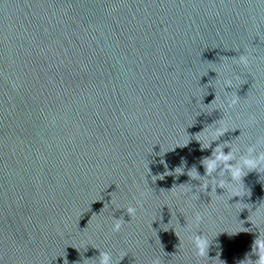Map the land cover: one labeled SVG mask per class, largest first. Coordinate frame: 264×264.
Wrapping results in <instances>:
<instances>
[{
	"label": "water",
	"instance_id": "obj_1",
	"mask_svg": "<svg viewBox=\"0 0 264 264\" xmlns=\"http://www.w3.org/2000/svg\"><path fill=\"white\" fill-rule=\"evenodd\" d=\"M244 51L248 67L233 59ZM225 94L240 101L227 113ZM222 119L230 130L202 148L196 137ZM256 135L259 0H0V264H95L100 250L118 264H201L199 232L208 264H240L264 173L241 178L242 196L199 185L218 145L227 154ZM222 171L228 181L224 165L213 176Z\"/></svg>",
	"mask_w": 264,
	"mask_h": 264
},
{
	"label": "clouds",
	"instance_id": "obj_2",
	"mask_svg": "<svg viewBox=\"0 0 264 264\" xmlns=\"http://www.w3.org/2000/svg\"><path fill=\"white\" fill-rule=\"evenodd\" d=\"M261 5H264V0H259ZM233 59L240 65L248 67L251 63V53L244 51L233 56ZM233 86V81L227 79L223 83V89L227 92ZM238 96H231L225 94L223 100L221 101L222 107L225 112L232 109L235 105L239 103ZM258 120L255 114H249L247 119L244 121L245 127L249 130L257 126ZM230 130L229 121L227 119L220 120L217 125L210 127L200 133L196 139L201 142L202 148H207L210 144L217 140L220 136L224 135ZM240 136L237 143L231 145V150L225 154L223 148L228 145H218L211 157L206 158L203 164L206 168L207 176L210 179H203L199 185V190L204 191L210 185L213 186L212 194L215 195V186L225 188L229 195L231 196H242V184L241 178L250 171H257L258 173H264V135H256L255 137ZM229 161H235V163L229 164ZM224 165L227 170L230 179L226 181L223 179V171L220 174V178L214 177L213 174L216 172L217 168ZM193 179L201 180L195 170L189 173ZM191 193V198L193 200L197 199V196L192 192L190 187L184 189L181 195ZM216 196V195H215ZM261 212H264V205H259L253 210L255 219L251 220V224L257 230V236L254 241L253 249L250 254H247L240 264H264V227H262L259 216ZM128 216L132 217L136 214V208L133 206H128L126 209ZM203 219L200 212H196L193 216V224L199 225ZM124 221L123 219H116L112 225L113 232H119L122 228ZM240 228L235 232H239ZM195 255L201 258V264H208L207 259V248L209 244V236L204 232L196 233L191 237ZM125 255L121 254V258ZM255 257L253 260L252 257ZM92 260L86 259L85 262ZM95 264H118V261H114L113 255L109 251L100 250V255L95 261ZM152 264H161V260L156 258L152 261Z\"/></svg>",
	"mask_w": 264,
	"mask_h": 264
}]
</instances>
